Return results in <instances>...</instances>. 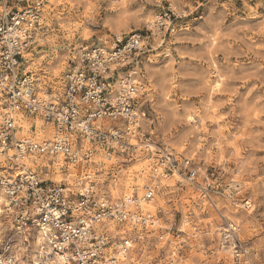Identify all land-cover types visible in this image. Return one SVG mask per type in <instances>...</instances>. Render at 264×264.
Returning a JSON list of instances; mask_svg holds the SVG:
<instances>
[{"label":"clouds","instance_id":"9594fccd","mask_svg":"<svg viewBox=\"0 0 264 264\" xmlns=\"http://www.w3.org/2000/svg\"><path fill=\"white\" fill-rule=\"evenodd\" d=\"M0 264H264V0H0Z\"/></svg>","mask_w":264,"mask_h":264}]
</instances>
